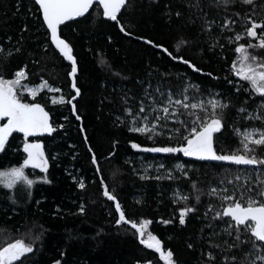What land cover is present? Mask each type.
Listing matches in <instances>:
<instances>
[{
	"label": "trees",
	"instance_id": "1",
	"mask_svg": "<svg viewBox=\"0 0 264 264\" xmlns=\"http://www.w3.org/2000/svg\"><path fill=\"white\" fill-rule=\"evenodd\" d=\"M128 3L127 11L122 10L121 24L131 32L129 36L120 32V25L115 22L94 19L95 13L87 20L81 18L79 23L69 22L67 27L62 26V34L73 45L78 61L77 84L81 97L75 103L77 114L82 119L77 121L70 105L51 103L52 98L59 99L60 95L70 98L74 93L66 75L70 70L68 62L46 39L44 28L37 18L39 13L33 15L38 6H33L32 0H0V43L10 48L19 39L22 29L25 26L28 29L22 33L23 45H17L23 51L7 60L0 58V75L11 78L12 71L27 65L29 80L26 83L39 85L46 80L52 87L62 90L61 93L44 90L37 100L50 112L54 126L63 124L64 128L58 129L52 136L30 138V141L44 145L49 158L46 175L51 183L40 181L44 173L26 170V174L37 181L30 190L23 185L14 190L0 185V247L15 239L31 242L43 231L42 239L35 243L34 254H29L24 264H54L56 260H60L61 264H144L145 260L153 259L156 254L139 244L132 234L134 230L129 226H115L118 214L114 202L102 195L101 178L109 190L115 191L130 219H151L150 230L174 251L180 264H196L198 254L186 247V241L196 239L200 221L193 218L186 226H180L177 217L182 205L172 202L177 188L184 194L191 193L189 182L142 180L140 176L163 174V170L159 173L155 170L161 162L167 168L186 163L192 168L190 175L193 179L199 177L201 187L207 189L209 183L215 185L216 177L237 167L228 164L214 166L215 162L191 160L182 154H176L177 159L164 154L137 152L130 147V142L146 147L152 146V142L114 123L117 116H122V95L126 93L129 97H139L149 82L156 85L162 81L166 89L178 92L182 87V80L177 79L179 76L189 78L205 89L233 91L224 77L228 76L230 61L234 58L230 50L234 46L225 44L223 50L216 47L210 51L206 37L198 35V24H187L185 18L173 17L169 20L164 14L166 3H170L174 11H184L187 16L179 0H159L158 5L150 4L149 0H128ZM212 35L213 38L218 37L219 29H215ZM9 36L12 41H8ZM181 38L189 43L176 53L175 46ZM145 39L164 45L174 55H182L204 72H211L220 79L192 72L186 65L170 60L159 49L146 44ZM220 43L225 41L221 39ZM166 72L171 75L162 77L161 74ZM29 100L25 96V101ZM256 102H260L259 98ZM234 123L233 114L229 113V127L221 137L222 146H235L236 138L230 128ZM81 127L84 132L80 131ZM85 135L88 137L87 144ZM115 141L118 143L113 148ZM9 144L6 153H0V171L19 166L25 156L22 134L14 133L9 138ZM89 145L99 159L100 173L91 164ZM111 152L116 155L108 158ZM54 156L57 157L55 160L52 159ZM148 166L151 167L145 172ZM73 176L82 178L86 187L80 189ZM12 199L16 200L15 204ZM201 199L202 213L209 197L202 196ZM81 205L85 208L83 214L79 213ZM161 220H173V223L165 225L160 223Z\"/></svg>",
	"mask_w": 264,
	"mask_h": 264
},
{
	"label": "snow or ice",
	"instance_id": "2",
	"mask_svg": "<svg viewBox=\"0 0 264 264\" xmlns=\"http://www.w3.org/2000/svg\"><path fill=\"white\" fill-rule=\"evenodd\" d=\"M33 6H38L36 12L45 31V37L54 46V50L64 61L68 62L70 70L66 73L74 95L59 99L52 98L53 105L69 106L77 121L82 118L78 113L75 101L81 97L78 87V61L74 55V47L63 36L62 26L69 22L79 23L80 19H104L120 25L119 31L129 36L121 24L123 11L129 7L128 0H32ZM150 4H159V0H149ZM185 12L173 10L170 3L165 4V15L185 18L190 25H199L198 35L206 37L209 50L216 47L221 50L225 44L232 45L230 50L234 58L230 61L228 76L225 82L231 86L232 92H219L205 89L201 84L189 78L177 77L182 80L178 92L165 88L163 82L153 85L151 82L143 88L139 97H129L126 93L121 97L122 116H117L114 123L124 126L129 133L138 134L152 146H142L130 142V147L137 152L164 154L168 157H183L196 161L215 162L214 166L224 164L237 166L235 170H226L216 177L215 185L209 183L207 189L201 187V179H193L186 163H177L173 168H167L161 162L155 169L163 174L156 176L141 175L140 179H166L175 182H189L191 193L184 194L179 188L173 192V204L182 205L178 209V223L186 226L195 218L200 221V228L195 240L189 238L186 247L196 252V264H264V2L261 0H179ZM123 10V11H122ZM31 12L32 10L29 9ZM240 28V31L236 29ZM219 29L220 35L213 38V31ZM27 26L22 29L27 32ZM15 45L6 48L0 43V58L10 59L14 54L21 53L23 34ZM227 33V35H226ZM8 37V41H12ZM137 39H143L138 37ZM225 41L224 44L220 40ZM144 42L159 49L172 61L186 65L192 72L199 73L214 80L220 79L211 72L185 59L182 55H174L167 47L145 39ZM189 41L181 38L175 46V52L180 53L182 47ZM47 51V45L45 46ZM27 65L12 71L11 78L0 75V153H6L10 147L9 138L14 133L22 134L25 154L19 166H13L0 171V185L4 189L14 190L18 185L31 189L36 180L29 178L26 169H39L45 175L40 178L43 183H51L47 178L49 158L45 154L44 145L40 142H30V138L52 136L63 124L55 125L49 111L38 102L37 97L45 89L49 93H61V89L52 87L46 80L38 87H30ZM115 75H120L115 73ZM151 75V74H149ZM171 73H162L168 77ZM143 84V81H138ZM25 96L30 97L28 102ZM242 97H246L243 98ZM259 98V103L256 102ZM233 114L235 123L230 126L236 138L234 147L222 146L221 137L229 127L227 119ZM65 120L68 117H64ZM239 125V126H238ZM84 132L83 127L80 128ZM161 140L167 143H159ZM88 143V137L84 136ZM118 141L113 143L115 148ZM91 164L95 171H102L99 159L92 147L88 146ZM111 152L109 157L115 156ZM57 157H52L55 160ZM75 159V157H73ZM107 159V158H106ZM128 163V161H126ZM148 166L145 172L148 171ZM178 173V175H177ZM71 175V173H69ZM73 180L80 189H84V180ZM102 195L114 202L118 218L116 227L129 226L144 249L156 254L153 259L145 260L144 264H180L176 254L167 248L164 242L150 230L153 221L148 218L130 219L126 215L115 191L109 190L101 178ZM30 194V193H29ZM209 200L200 212L203 203L201 197ZM15 204L16 200L12 199ZM39 203V202H37ZM141 204V201H137ZM83 205L79 213L83 214ZM135 215V213H133ZM162 224H171L173 220H161ZM43 231L32 238L31 242L15 239L4 247H0V264H24L29 254H34L36 241L42 239ZM63 256V253L61 254ZM54 264H61L56 260ZM140 264V262H137Z\"/></svg>",
	"mask_w": 264,
	"mask_h": 264
},
{
	"label": "rangeland",
	"instance_id": "3",
	"mask_svg": "<svg viewBox=\"0 0 264 264\" xmlns=\"http://www.w3.org/2000/svg\"><path fill=\"white\" fill-rule=\"evenodd\" d=\"M26 83V82H25ZM42 83V82H41ZM28 84V83H27ZM30 87H38L39 85H30V84H28ZM45 90H47V89H45ZM30 98V97H29ZM0 123H3V122H0ZM30 142H38V141H30ZM22 148H23V146H22ZM26 170H30V172L31 173H35L36 171H39V169H35V170H33V169H31V168H28V169H26ZM40 172V171H39ZM30 178V177H29ZM6 246V245H5ZM4 247V246H3Z\"/></svg>",
	"mask_w": 264,
	"mask_h": 264
},
{
	"label": "water",
	"instance_id": "4",
	"mask_svg": "<svg viewBox=\"0 0 264 264\" xmlns=\"http://www.w3.org/2000/svg\"><path fill=\"white\" fill-rule=\"evenodd\" d=\"M115 206V205H114Z\"/></svg>",
	"mask_w": 264,
	"mask_h": 264
}]
</instances>
